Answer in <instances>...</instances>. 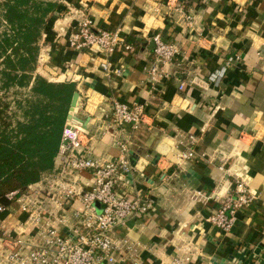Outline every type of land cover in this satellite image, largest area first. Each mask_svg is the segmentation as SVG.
I'll use <instances>...</instances> for the list:
<instances>
[{"label":"crops","instance_id":"0c3cea01","mask_svg":"<svg viewBox=\"0 0 264 264\" xmlns=\"http://www.w3.org/2000/svg\"><path fill=\"white\" fill-rule=\"evenodd\" d=\"M65 1L43 34L41 52L48 57L39 70L50 80L77 83L80 100L73 121L86 129L93 156L119 154L116 128L105 116L112 95L147 107L148 124L133 135L135 171L124 188L151 198L154 207L116 230L117 237L135 244L137 264H169L176 254L188 252L193 257L186 264H264V0ZM177 3L193 15L192 26L176 10ZM81 6L96 27L119 28L136 45L133 53L111 55L113 67L122 69L111 80L101 68L103 53L69 47ZM158 32L175 41L181 54L172 66L174 76L154 89L146 79ZM231 58L217 83H188L180 90V79L197 74L207 80ZM189 135L196 136L199 155L173 165L176 147L187 149L179 140ZM232 172L247 175L257 198L224 232L208 218L232 195ZM75 207L82 208L79 200ZM12 209L1 215L8 224L19 215L17 204ZM118 264L132 261L125 257Z\"/></svg>","mask_w":264,"mask_h":264},{"label":"built area","instance_id":"2783aa9c","mask_svg":"<svg viewBox=\"0 0 264 264\" xmlns=\"http://www.w3.org/2000/svg\"><path fill=\"white\" fill-rule=\"evenodd\" d=\"M174 6L186 24L192 26L193 15L178 3ZM153 11L159 12L160 8L155 7ZM78 12L69 47L96 49L103 53L106 58L101 68L106 79L111 80L122 71L113 67L111 55L133 53L136 45L121 29L98 28L90 12ZM152 39L153 57L146 80L156 89L174 76L172 66L181 49L175 41L165 39L159 32ZM47 57L41 52L39 62L44 63ZM233 62L234 58H231L226 66L208 75L207 80L199 79L197 74L180 79V90L188 83L201 87L208 82L217 83ZM110 105L105 116L116 128L114 142L119 154L109 159L94 157L86 141V129L76 124L73 116L68 117L54 169L26 189L8 193L9 205L0 203V264H118L125 257L137 264L135 244L126 236L117 237L116 230L149 214L154 207L151 198L132 195L124 188V183L135 171L133 135L148 124L149 116L144 103H127L112 95ZM196 141L194 135H189L187 141L180 139L179 143L187 149L176 147L172 164L180 166L197 158ZM84 173H89V177L85 178ZM231 174L234 176L232 195L208 218L224 232L233 229L238 213L250 207L257 198L247 175ZM77 200L82 204L81 209L75 207ZM14 204L18 205L19 215L14 223L8 224L1 215L11 214ZM192 257L191 252L185 253L184 257L178 253L169 264H186Z\"/></svg>","mask_w":264,"mask_h":264},{"label":"trees","instance_id":"16d2710c","mask_svg":"<svg viewBox=\"0 0 264 264\" xmlns=\"http://www.w3.org/2000/svg\"><path fill=\"white\" fill-rule=\"evenodd\" d=\"M61 0H7L2 18L12 32L4 33L0 57H4L3 87L30 85L23 119H14L9 103L0 98V203L7 194L24 190L55 167L63 129L73 95V81L54 82L35 74L39 40L58 10ZM35 12H32L33 10Z\"/></svg>","mask_w":264,"mask_h":264},{"label":"rangeland","instance_id":"374dc122","mask_svg":"<svg viewBox=\"0 0 264 264\" xmlns=\"http://www.w3.org/2000/svg\"><path fill=\"white\" fill-rule=\"evenodd\" d=\"M6 1L7 0H0V42L3 39L4 37L3 35L5 32H7L8 34L12 32L10 25L7 24V22L2 18V16L4 15V11L6 9V7L3 4ZM69 1L70 0H66L65 3L69 5ZM82 7L83 6L78 7V11L83 10L86 12L87 10L85 9V7L81 9ZM32 10H33L32 12L36 11L34 9ZM39 46L41 53L42 48L45 47V42L43 41V35L39 40ZM40 53H39V57H40ZM3 61H4V57H0V98L3 101L9 103L10 106L9 113L13 115L14 119H23L24 110L27 108L28 105L27 101L34 99V96L31 92L30 85H26V84L24 86L10 85L8 87H3V75L1 73V71L5 67ZM41 66H42L41 63L38 60L36 69L34 71V75L38 74L41 75L42 77H45L49 81L57 82L53 79L50 80L49 76H45L44 74H42L39 70ZM65 81H69V80H65Z\"/></svg>","mask_w":264,"mask_h":264},{"label":"water","instance_id":"95a60500","mask_svg":"<svg viewBox=\"0 0 264 264\" xmlns=\"http://www.w3.org/2000/svg\"><path fill=\"white\" fill-rule=\"evenodd\" d=\"M79 100H80V93L77 91V92H75L74 93V95H73V99H72V103H71V107H70V111H69V115H68V117L69 118H71L72 116H74L73 115V110H74V108L76 107V106H78V104H79ZM97 205H99V203L97 204ZM98 209L100 210V206L98 207ZM258 252V251H257ZM251 253V251L249 252V254ZM254 255L255 254H251L250 255V259H252V258H254ZM234 262H236V260L234 261ZM251 264H255V263H251Z\"/></svg>","mask_w":264,"mask_h":264},{"label":"bare ground","instance_id":"6f19581e","mask_svg":"<svg viewBox=\"0 0 264 264\" xmlns=\"http://www.w3.org/2000/svg\"><path fill=\"white\" fill-rule=\"evenodd\" d=\"M77 107H78V106H76V107L74 108V110H73V115L76 113V111H77Z\"/></svg>","mask_w":264,"mask_h":264}]
</instances>
